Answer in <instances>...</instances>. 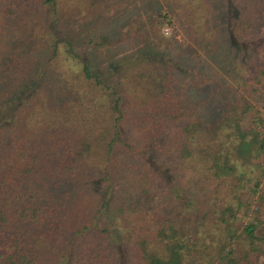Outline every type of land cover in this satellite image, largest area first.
I'll return each mask as SVG.
<instances>
[{"label":"trees","instance_id":"trees-1","mask_svg":"<svg viewBox=\"0 0 264 264\" xmlns=\"http://www.w3.org/2000/svg\"><path fill=\"white\" fill-rule=\"evenodd\" d=\"M162 1L0 0V264H264V0Z\"/></svg>","mask_w":264,"mask_h":264},{"label":"rangeland","instance_id":"rangeland-1","mask_svg":"<svg viewBox=\"0 0 264 264\" xmlns=\"http://www.w3.org/2000/svg\"><path fill=\"white\" fill-rule=\"evenodd\" d=\"M124 0H115L116 3H121L120 7L124 8L125 6L122 4ZM129 3H133L136 0H128ZM141 1V0H139ZM146 2V8H150L152 9L151 14L148 12L147 17L149 19H153V16H155V14H161V13H166L167 10H165V7L163 6V1L162 0H144ZM137 11L136 8L134 9H128L127 11L124 12L125 16H131V14H135V12ZM148 11V10H147ZM134 16L131 17V19H133ZM120 20H124L121 16L118 17V21ZM170 20V19H169ZM72 21H74V18H72ZM155 21V20H154ZM100 30L102 29H98L96 32L100 33ZM157 33V42H151L149 43L146 48L144 49H138L136 52L128 55L125 58H119V59H114L116 61V63L118 61H122L123 63L125 62H130V61H136L139 60L141 58H146V57H156L158 55H160L161 53H166L168 55H170V52L167 51V47L163 46L162 43L169 41L170 38L174 37L175 39H180V35L176 34V29L174 28V24H169L168 21L167 22H162L160 25H158V27L156 28ZM89 53H90V57L92 59V61L97 64L100 65L102 63L107 62L108 60H111L114 58V54L111 50L105 51L103 50V52H96L94 53L93 48L89 49ZM173 54V53H172ZM136 59V60H135ZM67 62H69V60H67ZM119 62V63H122ZM226 90V89H225ZM219 94H222L221 91H219ZM219 99L215 98V100L213 101L214 104L217 103ZM206 106V105H205ZM208 108H210L209 106H207V110L206 108L203 109L201 112H207ZM186 176V175H185ZM185 176L183 175H178V177L181 179V184H182V188L183 191L185 193L188 192H194V188L192 187V182L189 181L187 182L185 179ZM184 177V178H183ZM183 179L185 180V182L183 181ZM262 188H264V182L262 184ZM184 196V195H182Z\"/></svg>","mask_w":264,"mask_h":264}]
</instances>
